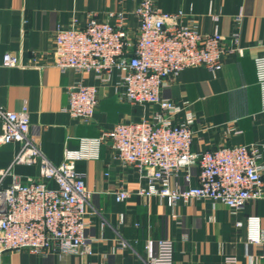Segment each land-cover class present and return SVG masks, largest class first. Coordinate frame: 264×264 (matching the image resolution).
Instances as JSON below:
<instances>
[{"label":"crops","instance_id":"obj_1","mask_svg":"<svg viewBox=\"0 0 264 264\" xmlns=\"http://www.w3.org/2000/svg\"><path fill=\"white\" fill-rule=\"evenodd\" d=\"M138 2L0 0V105L16 111L27 107L31 133L52 163H62L67 149H79L82 138L96 137L118 122L152 118L159 111L157 105L119 98L116 73L110 83L102 84L94 72L61 70L53 62L54 34L59 25L85 24L92 16L104 19L109 11L123 10L129 33L135 36ZM155 4L162 11H182L185 21L201 33L220 31L226 45L238 31L245 49L243 55L225 54L222 67L215 71L206 66L188 67L163 89V96L180 105L178 119L194 117L193 150L264 143L255 65V57L264 54V0H156ZM7 52L17 55L21 65L4 66ZM79 80L99 89V104L89 122L64 110L68 88ZM19 147V143L0 147V169L12 163ZM75 168L91 191L85 235L92 252L39 255L28 250L9 251L0 257V264H146L157 252L160 238L173 240L174 264H264V241L250 240L248 223L249 216H258L264 228V197L249 200L234 214L227 204L210 198H194L172 207L157 196L138 195L146 178L135 167L121 165L110 140L101 144L98 157L78 159ZM189 173L188 181L181 170L174 183L183 188L196 185L198 167ZM39 176L40 161L18 163L5 184ZM50 184L56 186L53 181ZM120 186L131 191L124 201L115 197ZM237 220L243 225L238 227ZM228 257L237 261L230 262Z\"/></svg>","mask_w":264,"mask_h":264},{"label":"built area","instance_id":"obj_2","mask_svg":"<svg viewBox=\"0 0 264 264\" xmlns=\"http://www.w3.org/2000/svg\"><path fill=\"white\" fill-rule=\"evenodd\" d=\"M155 2L139 0L134 12L139 21L135 36L129 33L125 11H109L104 19L92 16L85 24L59 25L52 52L53 62L61 70L94 72L102 84L110 83L116 73L118 97L133 104L157 105L159 111L152 118L118 122L96 137L82 138L80 148L67 149L64 161L56 165L32 135L27 107L16 111L0 105V147L20 145L12 163L0 169V257L24 250L39 255L92 252L85 235L91 191L75 162L98 157L101 144L108 140L121 165L135 167L146 178L138 195L157 196L172 207L194 198H210L227 204L234 214L249 200L264 197V143L221 145L196 152L192 148L193 115L178 119L180 105L162 95L188 67L206 66L215 71L222 67L225 54L243 55L239 32L234 31L226 45L220 31L201 33L185 21L182 11H162ZM3 65L15 67L21 61L7 52ZM255 65L264 114V54L255 57ZM98 91L96 85L76 81L68 88L64 110L82 122L91 121L99 104ZM38 161L39 177L5 184L15 164ZM194 166L198 167L196 185L183 188L174 183L181 170L189 181ZM114 193L117 201L131 196L122 186ZM248 223L250 240L264 241L260 218L249 216ZM236 225L243 222L237 220ZM151 246L147 244L149 251ZM228 260L235 263L237 258ZM146 264H174L173 240L158 239L157 252Z\"/></svg>","mask_w":264,"mask_h":264}]
</instances>
